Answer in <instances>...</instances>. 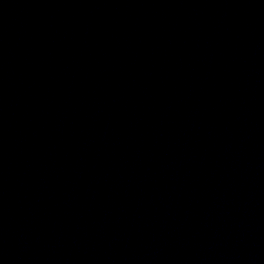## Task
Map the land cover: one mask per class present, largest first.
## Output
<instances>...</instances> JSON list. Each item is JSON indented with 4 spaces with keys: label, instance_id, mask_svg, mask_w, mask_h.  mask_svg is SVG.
I'll list each match as a JSON object with an SVG mask.
<instances>
[{
    "label": "water",
    "instance_id": "95a60500",
    "mask_svg": "<svg viewBox=\"0 0 264 264\" xmlns=\"http://www.w3.org/2000/svg\"><path fill=\"white\" fill-rule=\"evenodd\" d=\"M0 264H264V0H0Z\"/></svg>",
    "mask_w": 264,
    "mask_h": 264
}]
</instances>
